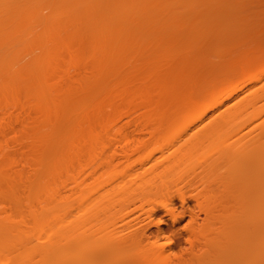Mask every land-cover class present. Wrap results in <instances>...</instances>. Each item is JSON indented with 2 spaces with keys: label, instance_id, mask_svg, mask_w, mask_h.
I'll list each match as a JSON object with an SVG mask.
<instances>
[{
  "label": "bare ground",
  "instance_id": "obj_1",
  "mask_svg": "<svg viewBox=\"0 0 264 264\" xmlns=\"http://www.w3.org/2000/svg\"><path fill=\"white\" fill-rule=\"evenodd\" d=\"M134 123L84 195L69 165ZM185 178L190 249L148 251L121 212ZM0 264H264V0H0Z\"/></svg>",
  "mask_w": 264,
  "mask_h": 264
},
{
  "label": "rangeland",
  "instance_id": "obj_2",
  "mask_svg": "<svg viewBox=\"0 0 264 264\" xmlns=\"http://www.w3.org/2000/svg\"><path fill=\"white\" fill-rule=\"evenodd\" d=\"M123 124L126 126L125 122ZM121 125H119V126H121ZM137 125H138L137 123H136V125L134 123L133 125L131 124V126L128 127V129L131 131V134H130V131L127 129L128 130L127 133L130 134V136L127 135L128 139H124L125 137H127L126 133H125V137L123 138V137H120L121 135H117L116 133H115L116 136L114 134L112 135V133H114V132L110 133L111 136L109 135V137H108L107 134H106V138H104V137H103L104 139L102 138V140L107 141V143L109 142V145L111 143L112 149L109 150V148H108V151L106 150L107 152H104V151L101 152L102 150L100 149L101 150V151H99L100 153L96 150L100 154L99 157H101V158L98 157L99 161H97L98 158L96 159L95 157H92V156L91 157L93 158V160L95 159V161L97 162L96 163L97 166L96 165L91 166L93 164H89L90 162L87 161V159H86L84 154H83L84 158H82V163L81 164L80 163H71V165H69V166H71L70 168H71L72 172H74V171L76 172L75 174L77 175V178L78 177L81 178V179H78L80 181V183H82L83 182L82 180H84V182L82 183L83 193H84V190L86 189L85 186L87 184L90 185L91 181H93V179L95 178L94 182H96L97 185H93L94 182L92 183L93 187L90 186L91 188H88L89 186L87 185L88 186L87 187L88 190H85L84 195H87V192H89L90 190L95 189L94 186L95 187H97V186L101 187V186H105V185L110 184L111 182H110L109 179H112L111 181H113V176H114V178H115L114 180H116L115 176H117V178H118V175H120V173H122V175H123L125 173V171L128 170V169L125 170V168H127L125 166H128V165L124 164L125 161L122 159V153H123L122 148H123V146H124V148L126 147L124 144H128V143H126L128 140L132 144L140 143V141L145 142V140H146V142L150 141L149 140L150 137H148V135L150 136L151 134L148 133V130H147V132H145L144 127H142V126L139 127ZM137 127H139V128H137ZM122 136H124V135H122ZM124 141H126V142H124ZM89 152H91V151H89ZM95 153L93 152V154H95ZM102 153H104V154H102ZM127 153H130V152H127ZM127 153H125V154H127ZM87 154H88V152H87ZM90 154H89V157H90ZM98 155H96V156H98ZM131 156L133 157V155H131ZM134 156H135V154H134ZM123 157H125V156L123 155ZM135 158H138V157H135ZM90 160H92V159H89V161ZM101 161H102V164H101ZM103 161H105L104 164H103ZM110 161H113V162H110ZM131 161H132V159H131ZM126 162H127V158H126ZM105 163H106V165H105ZM82 170H83V172H82ZM80 172L82 173V175H81L82 177L79 176L81 174ZM68 173L70 174L71 172L69 171ZM69 174H68V177H70L71 179L67 178V180L68 179L75 180L73 178L75 176L72 177V175H74V174L71 173L70 174L71 176H69ZM90 177H92V179ZM193 177L195 178V176H193ZM187 178H185L184 180L180 179L179 181H181V182L178 183V184L181 183L183 186H185V188L183 186H182L183 188H181V186H179L178 184H177V187L174 185V188H173V186H171L172 185L171 184L170 187H169L171 191L169 189L166 190V191L164 190L165 192H169L170 191L169 192L170 194L169 195L167 194L166 198H159L160 193H162L163 190L160 189L161 190L160 193L156 192V193L159 194V195L157 194V196H156V197H158L159 200L153 199V196H155L156 194L151 196L152 200H154V204L153 205L151 204V202L150 203L146 202L147 205H145L146 204L145 202H144L145 204L143 202H141L143 205H140L139 204L140 201L138 200L139 202L137 201V204H134V202H133L134 206L132 204L128 205V206H131L129 208H127V206H126L124 212H121V210L118 211V212H121L122 214L124 213L125 216H127V214L129 215V218H127V217L125 218L126 220H128V224L129 225L134 224L135 228H137V229L141 228L140 231H139V234H136V233H138L139 229L138 230H134V228L131 227V229L133 228V230L130 232L131 229L130 230H126V228L128 229V227H129L128 224L126 223L127 224L126 226H128V227L124 226L125 227V229H124L125 232L129 231L131 233V235L133 233H135L138 236L137 237L138 239L140 238L139 236H141V234L145 233V235L144 234L142 235L143 236L142 242L143 241L144 242H143V244H141V243L140 244L144 245L145 248L147 247L148 251H150L151 248H153V247L156 248V246H157V248H158V246H164L163 251H165V249H166V251L169 250V249L170 250L172 249L171 251H172L173 254H174V252H176V254H178V255H180V254L185 255V253H187L188 250L190 249V247L192 245L191 243H193L192 241H194V236H193L194 233H192L194 231V229L192 227L194 226V228H195V224L197 225V220L195 222V218L196 219L202 218V217L204 218V213H201L202 210L200 211L201 208L199 206L200 204L198 203L199 202V200H198L199 195H197L198 198L196 196V194H198L197 192L199 190H201V188L199 187V186H201V185H199V181L195 182L196 181L195 179H198V177L195 178V179L193 178V183H192L193 185L192 184L189 185V184H186L185 182H183ZM70 180H68V187H70L72 189V185H73V189L74 190L72 192V190H70V188L67 189V190L71 191L70 193L72 194V197H71L72 199L69 198L71 195L68 196V198H69V202L71 200H73V201H71V204L77 202V203H75L73 205L75 207V209H77L78 206H79V201H80L79 197L81 196L82 191H81V194L78 195V197H77L76 192L78 190L75 191V188H79V187H76V184L74 182L71 183ZM189 181H190V179L187 182H189ZM191 182H192V180H191ZM74 184H75V186H74ZM197 184H198V186H197ZM83 185H84V187H83ZM196 186L199 187L200 189L197 190ZM178 187L183 190L182 191L184 193L183 197L180 196L181 194H179V189L177 191ZM164 191H163V193H164ZM78 193H80V190H79ZM67 195H69V192H68ZM164 196H165V194H164ZM160 197H162V196H160ZM160 199H163V200L160 201ZM165 199H167V200L169 199V200L167 201ZM156 200H157V202L160 201L159 202L160 204H158V203L156 204L155 203ZM164 201H166V202H164ZM169 201H170V203L172 205L171 204L168 205ZM126 204H128V203H126ZM162 204H164V206L167 204L168 209L166 207L165 208L162 207ZM73 206H71V207L74 208ZM76 206H77V208H76ZM142 206H144V207H142ZM118 207L119 206H117V208ZM169 207L171 208V210H170ZM72 208H71V210H69V214H70L71 211L75 210V209H72ZM117 208H115V210ZM126 208H127V210H126ZM121 209L123 210L122 207H121ZM128 210H130V211H128ZM114 211H113L114 214H116V213L118 214V212L115 213ZM76 213H77V211L74 212V215ZM121 213H119L118 215L116 214L117 215L116 218L120 217ZM202 214H203V216H201ZM69 216L72 217L71 214ZM199 216H201V217H199ZM132 218H133V220L131 221V223H129V220H131ZM134 218H135V220H134ZM200 221H201V219L198 220V222H200ZM132 222H134V223H132ZM119 223H120L119 225L122 224V222H119ZM201 223H202V221L200 222V224ZM196 227H198V225ZM191 228H192V230H191ZM122 229H123V227H121V230ZM142 230H143V233H141ZM192 236H193V239H190V237L192 238ZM190 240H191V242H190ZM140 242H141V240H140ZM141 245L139 247L140 249L143 247ZM145 248L143 247L142 250H146ZM148 248H150V249H148ZM160 248H162V247H160ZM160 248H159V250H160ZM94 250L91 251V252H93V254L95 253ZM156 250H158V249H156ZM171 251H169V252H171ZM169 252H168V255L172 256L173 254H171ZM176 254H174V255L176 256ZM171 256H170V258H171ZM174 261H176V260L174 259Z\"/></svg>",
  "mask_w": 264,
  "mask_h": 264
}]
</instances>
